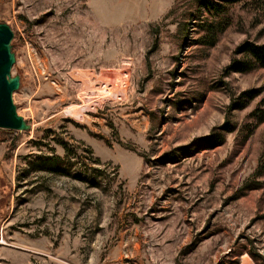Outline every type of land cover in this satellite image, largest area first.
Here are the masks:
<instances>
[{"label":"rangeland","instance_id":"1","mask_svg":"<svg viewBox=\"0 0 264 264\" xmlns=\"http://www.w3.org/2000/svg\"><path fill=\"white\" fill-rule=\"evenodd\" d=\"M228 11L211 45L201 0H0V264H264V67L225 72L264 16Z\"/></svg>","mask_w":264,"mask_h":264},{"label":"trees","instance_id":"2","mask_svg":"<svg viewBox=\"0 0 264 264\" xmlns=\"http://www.w3.org/2000/svg\"><path fill=\"white\" fill-rule=\"evenodd\" d=\"M238 3H245L254 9H257L260 13H262L261 15L264 16V0H201L202 7L210 15L209 18H206L201 24V27L207 33L205 40L206 43L213 45L216 42L218 35L230 24L231 20L228 16L229 8ZM258 23H264V20H260ZM234 54L235 56L232 62L225 69L227 74L231 72H248L258 67H264V42L258 43L247 40L236 48ZM243 95L246 97L243 104H246L248 101L259 95V93L257 91L250 90L243 92ZM263 112L264 110H262L261 113ZM255 115H257L260 122L264 121V114H260V111L258 113L255 112ZM226 125L227 124L222 125V129L225 131L228 129ZM4 130L7 131L6 133L11 135L13 139L15 138V135H18L17 130ZM214 133L203 137L201 143L206 145H213L215 143L218 145L222 143L225 137L224 132L221 131L218 134ZM185 148L180 149L183 150ZM45 160L49 167H55L57 163L60 162V158L49 155L46 156ZM95 161L99 163L98 159ZM96 171L101 172L100 169H96ZM258 173L260 175L264 174V153L261 155L259 161ZM91 183L93 185H98V182L95 179H92Z\"/></svg>","mask_w":264,"mask_h":264},{"label":"water","instance_id":"3","mask_svg":"<svg viewBox=\"0 0 264 264\" xmlns=\"http://www.w3.org/2000/svg\"><path fill=\"white\" fill-rule=\"evenodd\" d=\"M14 32L9 24L0 22V127L23 131L28 129L25 118L17 111L13 92L20 85L18 76H11L15 53L12 40Z\"/></svg>","mask_w":264,"mask_h":264}]
</instances>
